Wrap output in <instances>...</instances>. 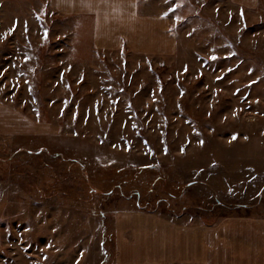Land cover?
Instances as JSON below:
<instances>
[{
  "label": "rangeland",
  "instance_id": "374dc122",
  "mask_svg": "<svg viewBox=\"0 0 264 264\" xmlns=\"http://www.w3.org/2000/svg\"><path fill=\"white\" fill-rule=\"evenodd\" d=\"M147 4L168 34L104 51L0 0V264H156L154 216L264 235V0Z\"/></svg>",
  "mask_w": 264,
  "mask_h": 264
},
{
  "label": "crops",
  "instance_id": "0c3cea01",
  "mask_svg": "<svg viewBox=\"0 0 264 264\" xmlns=\"http://www.w3.org/2000/svg\"><path fill=\"white\" fill-rule=\"evenodd\" d=\"M43 1L62 14L92 20V46L98 50H117L124 42L128 46L138 43V49L147 48V40L140 41L139 36L153 34L156 22L160 35L168 34L162 25L164 17L148 16L147 0ZM142 26L150 29L142 31ZM138 223L154 229L156 264H264V235H228L227 222L217 226L188 225L178 219L154 216L137 218L135 224Z\"/></svg>",
  "mask_w": 264,
  "mask_h": 264
},
{
  "label": "snow or ice",
  "instance_id": "6c2138e0",
  "mask_svg": "<svg viewBox=\"0 0 264 264\" xmlns=\"http://www.w3.org/2000/svg\"><path fill=\"white\" fill-rule=\"evenodd\" d=\"M177 6H178V5H175V4H174V5L172 6V8L169 9V11H170V12L173 11L174 8L177 7ZM165 15H167V13H165ZM177 19H179V18H177ZM11 31H12V29H9V32H11ZM26 59H27V58H26Z\"/></svg>",
  "mask_w": 264,
  "mask_h": 264
}]
</instances>
